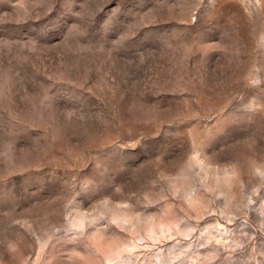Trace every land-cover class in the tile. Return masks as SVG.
Here are the masks:
<instances>
[{
	"label": "rangeland",
	"instance_id": "rangeland-1",
	"mask_svg": "<svg viewBox=\"0 0 264 264\" xmlns=\"http://www.w3.org/2000/svg\"><path fill=\"white\" fill-rule=\"evenodd\" d=\"M0 264H264V0H0Z\"/></svg>",
	"mask_w": 264,
	"mask_h": 264
}]
</instances>
